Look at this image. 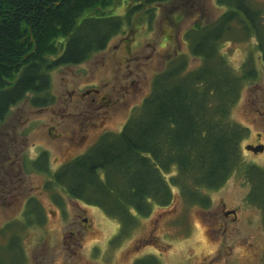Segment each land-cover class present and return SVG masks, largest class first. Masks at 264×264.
Masks as SVG:
<instances>
[{"label":"rangeland","instance_id":"374dc122","mask_svg":"<svg viewBox=\"0 0 264 264\" xmlns=\"http://www.w3.org/2000/svg\"><path fill=\"white\" fill-rule=\"evenodd\" d=\"M133 5L114 0L106 9L122 16L124 26L105 50L83 64L51 71L46 106L32 104L35 95L29 93L0 121V264L12 263V253L21 251L11 244H20L28 263L45 252L43 264H133L149 256L159 264H264L263 213L249 202L251 185L242 172L247 163L264 168V151L252 149L264 146V67L255 38L221 47L237 71L253 52L259 75L245 82L231 112L234 121L250 129L242 144V170L222 188L205 190L209 208L185 203L172 187L173 202L167 207L153 204L152 214L139 218L138 228L116 245L110 240L118 234L119 222L55 183L54 173L64 163L87 152L105 132L122 131L167 61L188 53L185 31L215 21L226 9L216 0H170L142 5L129 19ZM188 58L192 68L201 63ZM103 96L111 106L101 105ZM44 151L49 173L34 163ZM31 200L40 218L28 214ZM232 209L237 218H226L224 212ZM73 250L79 254L72 257Z\"/></svg>","mask_w":264,"mask_h":264},{"label":"trees","instance_id":"16d2710c","mask_svg":"<svg viewBox=\"0 0 264 264\" xmlns=\"http://www.w3.org/2000/svg\"><path fill=\"white\" fill-rule=\"evenodd\" d=\"M128 1L134 3L130 19L142 5L170 0ZM216 2L226 9L215 21L185 31L188 53L167 61L152 92L122 131L105 132L87 152L54 173L55 183L72 198L99 207L119 222L112 244L128 238L139 218L152 214L153 204L169 206L172 187L179 189L185 203L209 208L212 202L205 190L222 188L242 170V144L250 129L234 121L231 112L245 82L258 78L259 68L251 52L237 71L221 47L255 38L264 67V1ZM113 3L0 0V121L29 93L35 95L32 104L46 106L52 70L83 64L108 47L124 26L122 16L106 11ZM94 9L103 10L89 13ZM189 55L200 59V65L192 68ZM34 163L38 170L50 172L46 151ZM242 172L251 185L248 200L262 210L264 224V168L247 163ZM35 204L29 201L28 214L40 218ZM19 245L10 247L22 248ZM12 255L10 264L21 261L18 252ZM137 264L159 262L149 256Z\"/></svg>","mask_w":264,"mask_h":264},{"label":"flooded vegetation","instance_id":"af4514ba","mask_svg":"<svg viewBox=\"0 0 264 264\" xmlns=\"http://www.w3.org/2000/svg\"><path fill=\"white\" fill-rule=\"evenodd\" d=\"M95 91H98V90H95ZM87 92H88V90L82 92V95L86 94ZM108 100H110V98H107V97L103 96V97L100 98V101H99V102H101V105H102V106H103V105L111 106V103H112V102H110V101H108ZM78 135H79V138H83V139H85V136H82V137H81L80 134H78ZM224 214H225L226 216H228V217H226V218H229V217L236 218V215H235V214H229V215H228V210H226V211L224 212ZM71 234H73V233L71 232ZM73 240H74L75 243H78L76 238L74 239V237H73V238H72V241H73ZM97 248H98V247L93 248V250H92L91 253L95 254L96 251H97ZM94 250H96V251H94ZM78 251H79V250H78ZM26 254H27V253L25 252V250H23V249L21 248V251L19 252V255H20V259H21V261H16V262H14L13 264H43V262H45V259H44V258H45V257H44L45 252H41L40 255H39L38 257H36V259H35L36 261H34L33 263H32V262H31V263L26 262V260H27V258H26ZM78 254H79V252H77L76 250H73L72 253H71L72 257H74V256H76V255H78ZM137 261H138V260H137ZM74 262H75V261H74ZM93 264H96V263H93ZM133 264H137V262H134Z\"/></svg>","mask_w":264,"mask_h":264},{"label":"water","instance_id":"95a60500","mask_svg":"<svg viewBox=\"0 0 264 264\" xmlns=\"http://www.w3.org/2000/svg\"><path fill=\"white\" fill-rule=\"evenodd\" d=\"M254 150V152H258V151H262L263 150V147H253L252 148Z\"/></svg>","mask_w":264,"mask_h":264}]
</instances>
